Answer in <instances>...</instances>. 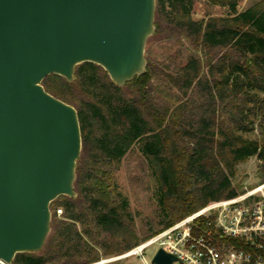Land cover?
Returning <instances> with one entry per match:
<instances>
[{"label":"trees","instance_id":"1","mask_svg":"<svg viewBox=\"0 0 264 264\" xmlns=\"http://www.w3.org/2000/svg\"><path fill=\"white\" fill-rule=\"evenodd\" d=\"M209 1L228 13L195 19L194 0H156L157 27L187 38L203 58L191 55L175 70L148 60L126 88L91 61L76 66L72 81L55 73L43 79L78 110V196L52 201L64 213L54 210L45 245L17 253L12 264H89L121 253L209 202L240 193L233 178L252 156L264 179V0L241 10L238 0ZM256 128L260 134L252 137ZM134 145L150 164L166 217L143 238L117 190L116 172Z\"/></svg>","mask_w":264,"mask_h":264},{"label":"water","instance_id":"2","mask_svg":"<svg viewBox=\"0 0 264 264\" xmlns=\"http://www.w3.org/2000/svg\"><path fill=\"white\" fill-rule=\"evenodd\" d=\"M155 11L156 0H0V259L41 250L52 201L77 195L78 110L43 79L72 81L91 61L125 85L147 69ZM175 259L161 248L154 262Z\"/></svg>","mask_w":264,"mask_h":264},{"label":"built area","instance_id":"3","mask_svg":"<svg viewBox=\"0 0 264 264\" xmlns=\"http://www.w3.org/2000/svg\"><path fill=\"white\" fill-rule=\"evenodd\" d=\"M161 248L176 256L172 264H264V181L211 201L127 250L89 264H117L134 256L143 264H159L154 257Z\"/></svg>","mask_w":264,"mask_h":264},{"label":"rangeland","instance_id":"4","mask_svg":"<svg viewBox=\"0 0 264 264\" xmlns=\"http://www.w3.org/2000/svg\"><path fill=\"white\" fill-rule=\"evenodd\" d=\"M238 1V8L241 10L260 0ZM192 13L195 19L207 18L209 16H224L228 13V7L215 4L209 0H194ZM191 55L199 58L204 57V53L197 50L187 38L171 36L165 28L162 30L156 25L154 33L148 38L146 58L147 60H152L160 67H163L167 63L170 70H175L176 67L186 63L188 57ZM155 84L160 85L159 80L156 79ZM161 84L164 86L163 83ZM124 87L126 88L125 85ZM167 91L172 95L175 94L174 90L167 89ZM165 99L169 100L170 97L167 95ZM259 134L258 128L250 133L252 137H257ZM259 163L260 161L257 156H252L248 160L238 164L233 183L238 187L240 192L264 181V179L260 178ZM116 175L117 190L127 200V208L134 218L139 237L143 238L161 228L162 222L166 217L159 200L160 191L158 183L147 158L141 153L138 145H134L122 158ZM77 196L78 191L77 195L73 197L76 198ZM58 208L63 209V206L56 207L54 204H51L52 216L55 209L57 210L58 217L63 216L64 210L60 213L58 212ZM155 249L156 247L154 246L147 251L148 258H151ZM117 264H143V262H141L139 257L134 256Z\"/></svg>","mask_w":264,"mask_h":264}]
</instances>
